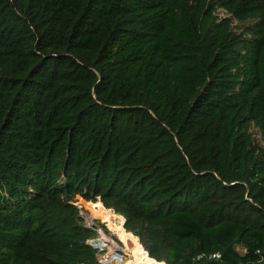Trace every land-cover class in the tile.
<instances>
[{
    "label": "trees",
    "instance_id": "16d2710c",
    "mask_svg": "<svg viewBox=\"0 0 264 264\" xmlns=\"http://www.w3.org/2000/svg\"><path fill=\"white\" fill-rule=\"evenodd\" d=\"M251 127L264 0H0V264H99L77 196L158 263L264 264Z\"/></svg>",
    "mask_w": 264,
    "mask_h": 264
},
{
    "label": "rangeland",
    "instance_id": "374dc122",
    "mask_svg": "<svg viewBox=\"0 0 264 264\" xmlns=\"http://www.w3.org/2000/svg\"><path fill=\"white\" fill-rule=\"evenodd\" d=\"M216 14L218 18L225 17L227 15L225 11L220 8L217 9ZM253 23H254V20L246 21L244 23H237L236 21H234L233 28L236 32H240L245 27L250 26ZM250 131L253 135V138L261 146L264 147V141L262 140L257 129L254 127H251ZM73 204L78 209V216L80 217L81 224L84 227L90 230H93L95 233L94 237L88 240L87 244L92 246V248L96 250V257H97L98 263L99 264H127L129 261V257L131 256V251L125 248V244L121 242L117 233L113 232L110 228H108L107 223H105L102 219H98V218L92 219L91 218V213L87 209L86 205L91 207L98 203H95V204L87 203L86 201H84L81 198H78L77 196L75 197ZM101 237H103L107 242L109 241L110 243H112L113 247L115 248H111V246L108 243L106 244V242L103 243V241L100 240Z\"/></svg>",
    "mask_w": 264,
    "mask_h": 264
},
{
    "label": "bare ground",
    "instance_id": "6f19581e",
    "mask_svg": "<svg viewBox=\"0 0 264 264\" xmlns=\"http://www.w3.org/2000/svg\"><path fill=\"white\" fill-rule=\"evenodd\" d=\"M86 207L91 213L92 219H102L105 223H107L108 228L117 233L121 242L125 244V248L131 251V256L129 257V261L127 264H163L150 259L147 253L142 249L141 245L138 244V238L134 237L131 233L129 234L125 232V230L123 229V218H119L118 216L105 212L102 204L100 203L95 204L91 207L86 205ZM100 240H102L103 243H108L111 248H115L113 247L112 243H110L109 241L107 242L103 237H101Z\"/></svg>",
    "mask_w": 264,
    "mask_h": 264
},
{
    "label": "built area",
    "instance_id": "2783aa9c",
    "mask_svg": "<svg viewBox=\"0 0 264 264\" xmlns=\"http://www.w3.org/2000/svg\"><path fill=\"white\" fill-rule=\"evenodd\" d=\"M78 198H81L80 196H78ZM82 199V198H81ZM216 257H218V256H216Z\"/></svg>",
    "mask_w": 264,
    "mask_h": 264
},
{
    "label": "water",
    "instance_id": "95a60500",
    "mask_svg": "<svg viewBox=\"0 0 264 264\" xmlns=\"http://www.w3.org/2000/svg\"><path fill=\"white\" fill-rule=\"evenodd\" d=\"M123 218V217H122ZM123 224H124V218H123ZM148 255V254H147Z\"/></svg>",
    "mask_w": 264,
    "mask_h": 264
}]
</instances>
